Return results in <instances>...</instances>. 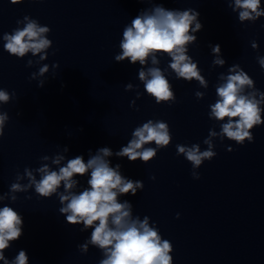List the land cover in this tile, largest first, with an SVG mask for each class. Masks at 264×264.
Listing matches in <instances>:
<instances>
[{"label":"water","instance_id":"water-1","mask_svg":"<svg viewBox=\"0 0 264 264\" xmlns=\"http://www.w3.org/2000/svg\"><path fill=\"white\" fill-rule=\"evenodd\" d=\"M154 2L169 9L193 8L203 24L188 54L198 62L208 88H200L196 81L177 80L169 70L166 75L176 95L171 106L157 105L144 93L138 79L140 65L114 61L124 26L151 5L137 0H23L19 4L0 0V35L11 33L16 21L28 15L51 29L47 38L52 41L47 59L32 67L25 66L27 60L38 57L29 53L17 59L3 51L0 41V88L16 94L0 105L9 115L0 138V193L8 191L17 171L22 174L25 167H39L41 156H52L65 145L66 157L83 155L87 160L89 149L95 153L107 146L115 152L126 145L135 127L149 119L163 120L172 141L155 159L143 164L126 157L109 158L113 166L121 165L124 176L144 184L135 196L121 199L132 203L134 216L147 215L162 238L172 243L173 264H264V125L252 130L253 143L241 146L215 140L217 155L196 170L199 180L192 178L191 164L176 155L175 147L199 143L205 150L202 141L209 129L215 126L219 131L208 118V106L216 100L218 75L232 64H239L264 92V71L256 60L264 56V17L241 24L225 0ZM253 40L256 50L251 48ZM209 44L220 45L226 61L223 67L211 66ZM158 59L161 69L170 62L167 56ZM53 63L59 66L52 69ZM44 64L49 72L42 78L44 87L38 88L37 80L29 77ZM128 83L133 90L125 91ZM196 91L205 92L204 98L197 100ZM133 100L135 106L130 107ZM78 179L85 184L87 177ZM17 196V202L9 206L23 216L24 234L5 253L9 259L25 249L29 264H98L102 254L97 248L89 246L83 255L77 248L90 230L80 232V225H68L58 213L56 196L37 198L34 190Z\"/></svg>","mask_w":264,"mask_h":264},{"label":"clouds","instance_id":"clouds-1","mask_svg":"<svg viewBox=\"0 0 264 264\" xmlns=\"http://www.w3.org/2000/svg\"><path fill=\"white\" fill-rule=\"evenodd\" d=\"M10 2L19 4L23 0ZM137 2L147 3L151 7L139 10L130 23L124 26L119 42L120 51L114 56V61L140 65L138 79L143 84L144 93L157 105L171 106L176 103L173 86L166 75L169 70L175 79L188 83L196 81L200 88L207 89L208 81L201 75L198 62L188 54L189 46L198 40L196 33L203 29L200 13L193 8L169 9L154 0ZM225 2L233 13L238 14L241 24L246 21L255 23L264 17L262 0ZM16 24L17 27L11 33L0 35L3 51L17 59H23L30 53L38 59H28L25 66L39 65L47 59L48 49L52 47V41L47 38L51 29L28 15L17 20ZM209 48L213 56L211 66L223 67L226 61L222 57L220 45L209 44ZM251 48H258L255 40L251 42ZM52 55H55V50ZM158 56L170 58L164 69L159 67ZM256 60L264 71V56L258 55ZM58 66L53 63L52 69ZM48 72L49 66L44 64L37 72L31 73L29 79L37 80V87L43 88L45 80L42 78ZM214 88L216 100L208 106V118L216 122L219 131L215 130V126L209 129L207 137L202 141L207 146L205 150H201L199 143L175 146L176 155L183 156L191 164L194 180L200 179L196 170L204 161L216 157L215 140L223 143L227 139L241 146L245 142L253 143L252 130L264 125V92L255 87V81L239 64H232L226 73H220ZM130 90H133V85L128 83L125 91ZM205 94L202 91L194 93L197 100L203 99ZM140 95L137 91L136 99ZM15 96L14 91L9 93L0 88V105L8 104ZM129 106H135V100ZM8 121V113L0 110V138L4 136ZM171 141L168 123L149 119L135 127L126 145L115 152L105 146L98 148L95 153L89 149L87 160L83 155L68 158L65 155L69 152L68 146L60 148L58 145L60 150L54 155L39 158V167H25L22 174L17 171L8 191L0 193V264H29L25 249H19L11 259L5 255L24 234L23 216L9 204L17 202V193H28L29 190H34L37 198L56 196L60 205L58 213L64 216L65 222L71 226L80 225V232L90 230V235L77 248L82 255L87 254L89 246L97 248L102 254L98 264H173L172 243L162 238L155 222L150 223L147 215L143 219L134 216L132 203L128 199H121L135 196L138 190L142 191L143 181L124 176L121 165L113 166L109 159L113 156L118 159L126 157L129 162L139 160L147 164L156 158L159 150L167 148ZM153 144L154 147L150 146ZM232 150L231 147L227 148L229 152ZM84 177H87L86 182L81 184L78 178ZM149 178L155 179L154 176ZM24 199L30 200L31 196H25ZM179 216L177 213L176 218L179 219Z\"/></svg>","mask_w":264,"mask_h":264}]
</instances>
